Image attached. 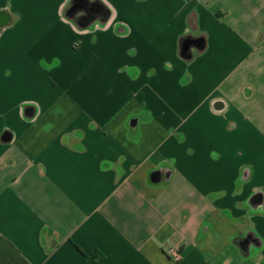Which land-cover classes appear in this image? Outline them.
<instances>
[{"label":"crops","instance_id":"obj_1","mask_svg":"<svg viewBox=\"0 0 264 264\" xmlns=\"http://www.w3.org/2000/svg\"><path fill=\"white\" fill-rule=\"evenodd\" d=\"M96 252L264 264V0H0V264Z\"/></svg>","mask_w":264,"mask_h":264},{"label":"trees","instance_id":"obj_2","mask_svg":"<svg viewBox=\"0 0 264 264\" xmlns=\"http://www.w3.org/2000/svg\"><path fill=\"white\" fill-rule=\"evenodd\" d=\"M103 260H104V256L99 252H96L93 255L87 257L84 260L83 264H101Z\"/></svg>","mask_w":264,"mask_h":264},{"label":"built area","instance_id":"obj_3","mask_svg":"<svg viewBox=\"0 0 264 264\" xmlns=\"http://www.w3.org/2000/svg\"><path fill=\"white\" fill-rule=\"evenodd\" d=\"M167 254L173 261H178L181 258V251L178 247H169Z\"/></svg>","mask_w":264,"mask_h":264}]
</instances>
